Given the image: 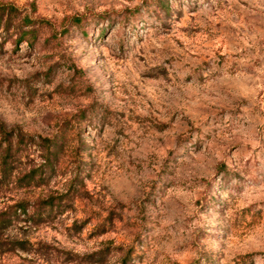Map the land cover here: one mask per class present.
I'll list each match as a JSON object with an SVG mask.
<instances>
[{"label": "rangeland", "instance_id": "374dc122", "mask_svg": "<svg viewBox=\"0 0 264 264\" xmlns=\"http://www.w3.org/2000/svg\"><path fill=\"white\" fill-rule=\"evenodd\" d=\"M0 5V264H264V0Z\"/></svg>", "mask_w": 264, "mask_h": 264}, {"label": "trees", "instance_id": "16d2710c", "mask_svg": "<svg viewBox=\"0 0 264 264\" xmlns=\"http://www.w3.org/2000/svg\"><path fill=\"white\" fill-rule=\"evenodd\" d=\"M7 8L5 5H0V11L4 12ZM13 9V8H11ZM56 137H40L39 140H35L33 136H26L21 132L13 134L12 132H5L3 137L5 144L1 146V170L2 174L6 178H11L15 174V163L17 161V155L24 150V147L30 144H37L44 151V162L39 168H33L30 171L25 172L21 176L16 178V182L20 187H26L30 185H39L42 179H44L47 173H52L57 168V162L60 152L63 149V144ZM16 139V143H14ZM23 147V148H22ZM41 206V210H45L47 207H53L55 201L53 198L44 200ZM46 206V207H45ZM29 206L26 202H22L14 205L12 213L5 212L0 215V230L9 227L13 223V218L20 216L21 214H27ZM42 214V213H40ZM19 249L27 250V242L15 241ZM123 264H126L124 259Z\"/></svg>", "mask_w": 264, "mask_h": 264}]
</instances>
